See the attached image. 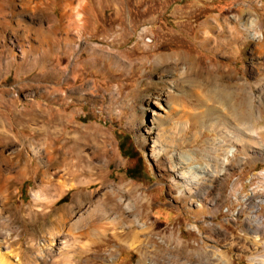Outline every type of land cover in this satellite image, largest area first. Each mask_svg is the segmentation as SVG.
Instances as JSON below:
<instances>
[{
	"label": "rangeland",
	"instance_id": "rangeland-1",
	"mask_svg": "<svg viewBox=\"0 0 264 264\" xmlns=\"http://www.w3.org/2000/svg\"><path fill=\"white\" fill-rule=\"evenodd\" d=\"M80 1L83 25L73 10L62 21L68 0H45L41 21L26 0L6 19L0 6V154L19 162L1 163L15 198L0 264H264V0ZM41 24L53 27L45 53ZM127 184L145 248L105 241L120 233L105 223L88 252L76 240L88 217ZM62 208L65 233L51 235ZM34 236L48 246L31 249Z\"/></svg>",
	"mask_w": 264,
	"mask_h": 264
},
{
	"label": "bare ground",
	"instance_id": "bare-ground-1",
	"mask_svg": "<svg viewBox=\"0 0 264 264\" xmlns=\"http://www.w3.org/2000/svg\"><path fill=\"white\" fill-rule=\"evenodd\" d=\"M74 1L68 0L67 5L62 7V13L68 19V17L70 16V14H69L70 11L73 10V12H77V17H78L77 20L79 19L78 23L80 24L79 21H81L82 25H83V23H84L83 15L79 11V9L82 6L83 1L77 0L79 3L76 5H75ZM4 22H6V23L3 24V28H4V30H6L9 23H7L6 20ZM65 24H67V22H65ZM201 76H202V74H201ZM202 77H204V76H202ZM191 95H193V93ZM191 95L189 94V96H191ZM194 97H195V95H194ZM200 100H197L198 105H194L196 108H202L204 106V104L201 105L202 102ZM193 110H195V109H193ZM192 114L193 113H191V115ZM194 116L191 117L189 114V117H191L192 122L195 124V123H198L200 116H197V117L196 116L194 117ZM237 117H238V115H237ZM1 126L4 129V126L3 125H1ZM154 152L157 153V152H159V150H154ZM233 153L234 154L236 153L235 149H231L230 153L228 155L230 156ZM0 160H1L0 170H1V163H3L4 165L6 164L11 169H14L15 166L19 163V162L16 163L13 160V158H7L5 152L3 154H0ZM186 161L188 162V159ZM224 161H226V159ZM194 169L205 170L204 168H201L198 166H196ZM26 173H27L26 168L23 167V168H21V172H20L19 176L23 178V176H25ZM260 175L264 178V173L261 172V173H259V176ZM0 176H1V174H0ZM196 179L197 178H195V180ZM14 186H15V178H13V176H10L8 174L7 176H5V179L3 182L1 181V178H0V215L2 214V207H3L2 204L3 205H9V203L13 202V198H15L14 197L15 187ZM133 191H134L133 188L131 186H129L128 184L126 186H124V188L114 189L112 192L108 191V193L106 194V198H105L103 206L98 207L99 208V210H98L99 214L96 213L95 215H91L88 217V220L86 222V223H88V228H86V230H84L86 232L80 233V235L76 239L77 241L78 240L81 241L82 239H84V237L88 239V242L84 245L85 249H89L88 252L91 251L90 248L93 245L92 240L95 239L96 232H98V230H100V228H103L106 231L108 229L107 228L108 225L110 226V230L115 231V233L116 232H120V233H116L113 235L108 234L107 237L104 236L105 241L108 240L110 236H112L118 242V244L127 243L130 245L131 249H134V250L138 249L139 250V249L145 248V244H144V240L142 239V235H144V233L146 234V232H149V228L145 223V221L147 220V218H146L147 213L146 212H140V211H138V209L132 208L131 204H132ZM62 192H63V189L61 188V190L58 191V193H57V196L55 198L56 200L48 201L47 205L51 206L55 202H57L60 199ZM44 199L45 198H43V195H41L40 193L37 192L34 194V201L36 203L44 202ZM92 213H94V211H92ZM53 215H55V217H54L55 220L52 222V225H51L52 230L51 231L55 232V234H51V232L49 231L50 234L56 236L57 235L56 233H58V234L65 233V227H66L67 222H68V216L71 217L72 210L68 209V208H62V209H59L55 212H51L48 216H53ZM97 216H99V219L96 218ZM83 221L77 222L76 226H72V228L80 226L79 225V224H81L80 222H83ZM0 223H1V221H0ZM105 223L108 224L106 227H105ZM72 228L70 229V232H72ZM78 229H79V227H78ZM192 229L197 230L196 226L191 227V230ZM79 232L77 231V233H79ZM164 235L167 236V233H165ZM130 236H134L131 238V241L126 240ZM9 237H10V235H9ZM1 238L3 240H5V238L3 236H1ZM34 238H35V236L32 238L31 244H29L31 249L32 248L43 249V247L48 246L49 242H44V244H41V243L35 244ZM13 244L15 245V243H13ZM69 245H70V243L66 238H64V239L62 238L60 240L59 246H61L64 250H66L69 247ZM95 257L98 259H106V258L110 259V258H112V256L108 255V254H98Z\"/></svg>",
	"mask_w": 264,
	"mask_h": 264
},
{
	"label": "crops",
	"instance_id": "crops-1",
	"mask_svg": "<svg viewBox=\"0 0 264 264\" xmlns=\"http://www.w3.org/2000/svg\"><path fill=\"white\" fill-rule=\"evenodd\" d=\"M9 4H5L4 2H0V6H1V12L5 15V19L7 17V11L12 7V3H10V1L12 0H8ZM45 3V0H26V2L24 3V9L28 10V11H32L34 16H37V11H39V16L38 19L41 20H46L45 17H43L44 12L41 13V10ZM14 11L16 9V7L13 8ZM15 14V13H14ZM16 15V14H15ZM108 18H111L110 16H112V14L108 15ZM63 19L62 21L65 20V16L62 13L61 16ZM53 32V27L50 28H46L44 25H39L38 27L35 28V36L37 38L36 42L38 44L37 50H41L42 52H46V48L47 50L51 49V41H50V34ZM25 54V52H24Z\"/></svg>",
	"mask_w": 264,
	"mask_h": 264
},
{
	"label": "trees",
	"instance_id": "trees-1",
	"mask_svg": "<svg viewBox=\"0 0 264 264\" xmlns=\"http://www.w3.org/2000/svg\"><path fill=\"white\" fill-rule=\"evenodd\" d=\"M119 150L123 154V156L128 157L127 150L124 147V142L119 140Z\"/></svg>",
	"mask_w": 264,
	"mask_h": 264
},
{
	"label": "built area",
	"instance_id": "built-area-1",
	"mask_svg": "<svg viewBox=\"0 0 264 264\" xmlns=\"http://www.w3.org/2000/svg\"><path fill=\"white\" fill-rule=\"evenodd\" d=\"M235 155V154H233ZM233 155L231 157H233ZM264 171V170H262ZM262 171H259V172H262ZM259 184H264V178L262 176H259L258 180L256 181V186L259 187ZM257 202H260L259 200H256V203Z\"/></svg>",
	"mask_w": 264,
	"mask_h": 264
}]
</instances>
